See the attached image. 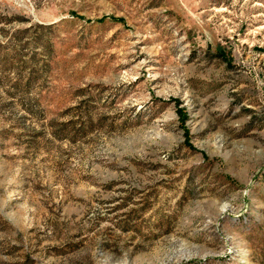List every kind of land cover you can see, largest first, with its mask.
<instances>
[{"label":"rangeland","instance_id":"374dc122","mask_svg":"<svg viewBox=\"0 0 264 264\" xmlns=\"http://www.w3.org/2000/svg\"><path fill=\"white\" fill-rule=\"evenodd\" d=\"M0 264H264V0H0Z\"/></svg>","mask_w":264,"mask_h":264},{"label":"trees","instance_id":"16d2710c","mask_svg":"<svg viewBox=\"0 0 264 264\" xmlns=\"http://www.w3.org/2000/svg\"><path fill=\"white\" fill-rule=\"evenodd\" d=\"M184 118H186V116H184Z\"/></svg>","mask_w":264,"mask_h":264}]
</instances>
